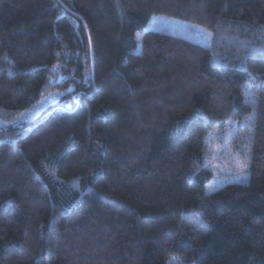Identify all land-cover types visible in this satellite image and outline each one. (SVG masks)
Instances as JSON below:
<instances>
[{
  "label": "trees",
  "instance_id": "1",
  "mask_svg": "<svg viewBox=\"0 0 264 264\" xmlns=\"http://www.w3.org/2000/svg\"><path fill=\"white\" fill-rule=\"evenodd\" d=\"M54 91L0 127V264H264V0H0V116Z\"/></svg>",
  "mask_w": 264,
  "mask_h": 264
},
{
  "label": "rangeland",
  "instance_id": "2",
  "mask_svg": "<svg viewBox=\"0 0 264 264\" xmlns=\"http://www.w3.org/2000/svg\"><path fill=\"white\" fill-rule=\"evenodd\" d=\"M147 28L150 30L165 29L177 33L178 35L188 36L201 45L209 46V35L201 26L186 22L177 18L165 16H151L148 20ZM70 91L69 89L67 90ZM65 91L50 92L42 97L36 104L28 110L16 115L12 120L3 119L0 116V127L7 126L9 123H19L30 120L41 115V113L50 105L61 104L66 109L73 108L72 101H64L62 96ZM216 133L219 135L216 136ZM234 129H225L224 132L214 131L211 133L214 139L211 154L204 160V166L213 173L209 186L205 187L208 192L213 191L219 185H226L232 182L246 184L248 182V173L243 166L242 160L238 158L228 146L230 137ZM216 139V140H215ZM173 264H179L177 261Z\"/></svg>",
  "mask_w": 264,
  "mask_h": 264
}]
</instances>
